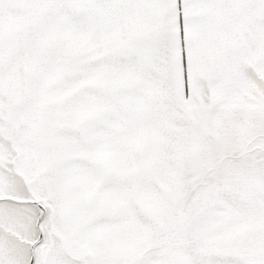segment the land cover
Segmentation results:
<instances>
[{
	"label": "snow or ice",
	"instance_id": "obj_1",
	"mask_svg": "<svg viewBox=\"0 0 264 264\" xmlns=\"http://www.w3.org/2000/svg\"><path fill=\"white\" fill-rule=\"evenodd\" d=\"M0 264H264V0H0Z\"/></svg>",
	"mask_w": 264,
	"mask_h": 264
}]
</instances>
